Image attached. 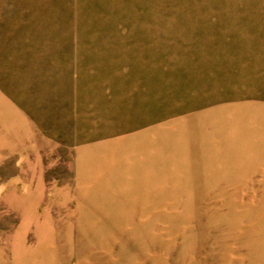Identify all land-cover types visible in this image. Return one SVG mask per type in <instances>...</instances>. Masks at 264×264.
Wrapping results in <instances>:
<instances>
[{"label":"rangeland","instance_id":"374dc122","mask_svg":"<svg viewBox=\"0 0 264 264\" xmlns=\"http://www.w3.org/2000/svg\"><path fill=\"white\" fill-rule=\"evenodd\" d=\"M0 264H264V0H0Z\"/></svg>","mask_w":264,"mask_h":264}]
</instances>
